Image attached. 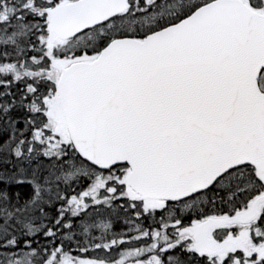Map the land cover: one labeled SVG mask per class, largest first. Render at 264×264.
<instances>
[{"label":"snow or ice","instance_id":"snow-or-ice-1","mask_svg":"<svg viewBox=\"0 0 264 264\" xmlns=\"http://www.w3.org/2000/svg\"><path fill=\"white\" fill-rule=\"evenodd\" d=\"M0 264H264V0H0Z\"/></svg>","mask_w":264,"mask_h":264}]
</instances>
